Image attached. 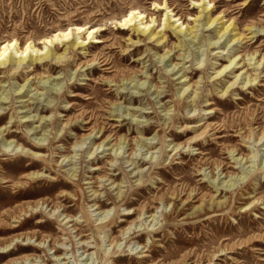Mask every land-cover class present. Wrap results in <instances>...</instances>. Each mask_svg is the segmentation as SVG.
Instances as JSON below:
<instances>
[{"label":"rangeland","instance_id":"1","mask_svg":"<svg viewBox=\"0 0 264 264\" xmlns=\"http://www.w3.org/2000/svg\"><path fill=\"white\" fill-rule=\"evenodd\" d=\"M154 1L0 0V45L16 38L19 47L28 42L42 47L46 37L73 29L70 47L61 41L51 46L58 54L68 47L62 61L46 59L18 70L0 68V100L6 97L0 102V127L13 131L0 141V264H185L191 255V260L205 258L206 264L221 243L251 244L253 236L264 234V229L260 231L263 204L245 211L264 195V143L243 142L233 131L236 126L248 128L257 118L260 124L254 126L264 127V85H260L264 76L258 85L221 95L219 90L233 77L212 78L216 71L211 64L222 49L207 43L217 39V27L196 28L197 37H187L166 61L161 56L181 39L172 30H164L169 36L165 44L141 37L132 45L130 39L137 38L131 27L117 23L138 7L146 15L156 13L154 30L162 29L165 10L154 9ZM243 1L216 0L213 14L225 10L226 19L236 20L237 31L252 22L264 28V0H248L246 5ZM172 2L179 4L187 18L198 11L193 1ZM84 24L103 28L96 35L105 42L88 40L85 47H74L72 42L86 36L85 31L78 34L75 26ZM244 41L229 47L226 60L217 61L227 63L230 57L256 50L264 54V31ZM105 53L109 71H103L98 60L91 62ZM180 53L188 57L179 59ZM184 77L189 81L181 82ZM189 84H195L194 90L200 93L194 105L191 98L182 97ZM210 109L216 111L207 115ZM205 121L225 123L219 134L223 137H206L175 154L176 144L199 134L205 125L189 130L185 126ZM40 138L45 139L42 145L36 144ZM11 140L36 155L3 152L2 145ZM104 140L103 147H98ZM118 146H123V156L113 155ZM231 146L241 150L235 158L241 153L252 156L256 150L258 155L238 164L227 152ZM64 155L73 156L74 163L61 164ZM69 169L78 175L75 181L68 177ZM29 172L42 176L24 179L21 187L2 181L12 175L17 176L16 182ZM232 173L244 179L228 188L236 180ZM217 187L222 190L215 191ZM193 188L199 195L188 201ZM93 190H97L94 200ZM38 204L41 208H32ZM54 208H58L55 214ZM66 214L77 218L78 231L69 226L73 222L61 221ZM151 214L157 216L153 222ZM141 220L147 222L140 225ZM129 225L136 231L122 233ZM80 241L93 248L84 252ZM249 244L234 247L211 263L264 264L257 259L264 258V253L251 252ZM7 245L12 248L3 249Z\"/></svg>","mask_w":264,"mask_h":264},{"label":"bare ground","instance_id":"2","mask_svg":"<svg viewBox=\"0 0 264 264\" xmlns=\"http://www.w3.org/2000/svg\"><path fill=\"white\" fill-rule=\"evenodd\" d=\"M190 1L194 2L193 7L198 8V11L196 12V14H194L190 18H187L185 13L181 10L179 4L173 3L172 0L154 1V4H155L154 9L165 10V13H163L164 17H165L163 19L164 22L162 21L163 22V24H162L163 28L162 29L160 28L157 31L154 30V23L156 20H158V16L156 15V13L146 15L145 14L146 10H141V8H138V7L131 9L127 14H125L118 21L117 24L120 25L121 28H130L131 27V30H133V35H135L137 38L135 40L132 38L130 39L129 42H131L132 45L139 43L141 41V37H147L148 39L157 41L159 43L162 42L165 44L168 41L169 36L167 35V32H165L164 30L165 29L172 30V32L174 34H176L179 38H181L180 43H176L173 46H171V48H169L167 50V52H165L164 55L161 56V61H166L167 59H171V56L168 58L169 54L175 48L181 49L184 46V44L188 41L186 39L187 37L192 35L193 38H196L197 37L196 28L201 27V29H204L205 28L204 25H207L208 30L212 29L214 27H217L218 29H216V36H215V37H217V39L215 41L209 40L207 43L209 47H216V48L222 49L221 51L220 50L217 51V53H220V55L218 56L216 53L215 54L216 60H215V62L213 61V63L211 64L213 66L212 68L215 69V71H216L215 75L212 78L221 80L222 77H224V76L225 77H233L232 80H228L227 82L225 81L223 88L221 90H219V92L222 93L221 95L227 96V95H229V93H231L236 88L237 89L239 88L241 90H244V89L246 90L247 88H250L251 86L258 85L259 82L262 81V80H260L261 77L264 76V54H261L260 51L256 50V51L251 52V53L245 52L244 54L236 55L234 57H230L227 60V63L220 62L217 60H222V59L226 60V56H228V53L230 52V50H229L230 48H233L234 45H238V43L245 42L244 41L245 39L249 38V40H252L253 38H255L257 36L258 33H261L262 31H264V28L263 27L257 28L258 25H256L255 22H252L246 26V29L244 28L248 32H245V30L237 31L238 27L236 26V20L234 18L226 19L228 17V14H226L225 10L220 11L216 15L213 14V12L216 8L215 7V1L216 0H209L208 2L206 0H190ZM247 2H248V0H244L242 2V5H246ZM146 18H148V19L145 20ZM137 22H139V23H137ZM158 25H161V23H159ZM75 30L77 31L78 34L85 31L86 36L84 38H82L81 40H79L81 38V36H80L77 38V41H75V43L72 42V45L74 47H76V46L85 47L87 45L88 40L89 41L93 40L92 42H105L104 40L99 39V37L96 35V33L100 30H103V28H99L98 26H88V24H84V25L75 26ZM72 31H73L72 28H67L66 30L58 31L55 35H51L49 37H46L45 41L43 42L42 47H37L35 44L29 43V42L24 44L23 46L19 47L18 46V40L16 38H13L12 40L3 42L0 45V68L5 67V66H12L13 69L15 68L18 70L20 68L27 67L26 65H28V67H29V65H31V64L38 63V62L40 63V61H43L46 59H52V60L54 59L55 61H58V62L62 61L66 56V52L68 50V47L64 49L63 53L58 54V52L56 51L57 48L51 47V46L54 45L57 41H61L60 43H62V42H64L65 44L68 43V46L70 47L69 43H70V39H71L70 35L72 34ZM224 37H226L225 40L223 42H221V40ZM191 39H192V37H191ZM192 41H194V40H192ZM183 42H184V44H182ZM189 43L190 42H188V44ZM49 44H50V46H49ZM127 46H130V44L127 43ZM177 57L179 59L180 58L186 59V57H188V56H185V54L180 53V54H178ZM95 60H98V62L100 63V66H102L101 68L103 71H109L108 69L111 68V66L109 65L110 64L109 55L107 53H105L104 55H102L99 58H93V60L91 62H94ZM89 63L90 62H87L84 65H87ZM178 64L179 63L174 64L173 69H175V67ZM218 65H220V66H218ZM197 68H198V66H197ZM199 69H201V68H199ZM187 77H184L185 79L183 78L181 80V82L186 83L187 81H189V80H187ZM142 85H143V83H142ZM260 85H264V84H260ZM195 86H196L195 84H189V85L185 86L183 91H182V97H183V95H185V97L187 96L188 98H191V105H194L195 103H197L199 98H200V93H198L194 90ZM24 87H25V84L21 86V88L19 89V92ZM190 88H191V90H190L191 92H188V90ZM158 93H159V95L161 94L160 92H158ZM5 101H6V97L4 96L0 100V102H5ZM205 105L209 106L212 104L207 103ZM213 111L215 112L216 110L210 109V110H207L206 113L208 115V114L212 113ZM121 116H122V114H121ZM257 119H259V118H257ZM257 119H255L254 123L251 126H249L248 128H245L244 126H242V127L236 126L235 130H233L236 132V134L234 136L239 137V140H241L243 142H249V143L254 144L255 146L262 145L264 143V127H261L260 125L254 126V124H260L257 121ZM87 122L88 121H86V123ZM203 125H205V126L199 134H196L195 136H193L191 139H189L188 141H186L184 143L181 142L179 144H176V146L174 148L175 154L180 152L181 151L180 148L185 147V145H186V147H189V148L191 146H195V145L197 146L200 142L202 143L206 137L208 138L209 136H212L211 139H214V140L220 139L223 137V135H219V134L221 133V131H223L226 128L225 123H216V122H209L208 123L207 121H205L202 124H198V125L196 124L194 126H190V125L188 126L187 125V126H185V129H187V130H189L191 128L195 129V128L201 127ZM93 132H94V130H92V132L88 135L89 136L88 138L92 137ZM12 134H13V131L8 126L0 127V141L3 140V137L12 136ZM44 140H45L44 138H40L36 142V144L42 145V144H44L43 143ZM40 141H41V143H40ZM105 141L106 140H104L102 143H99L98 147H103ZM144 141L146 142V140H144ZM261 141H262V143H261ZM13 142L14 141L11 140L8 142V144L2 145V149H3L2 151L7 153V154L19 153L21 156L22 155L25 156L27 153H32L33 155H36L33 152H29V150L25 147V145L19 144V143L17 145H13ZM78 143H80V146H82L81 145L82 142H78ZM149 144H151V142H149ZM33 146L38 147L36 145H33ZM245 147H247V146H245ZM122 148H123V146H118V148L116 150L113 149V155H117L118 157L123 156V154H121ZM198 149H200V148H198ZM227 152H228L229 156H231V159H233V162L238 163V164L243 162V160H246L245 162L251 161V157L253 158V157H256V155H258V151L256 150L257 153L252 155V156L245 155V154L241 153V155H239L238 157L235 158V156H237L239 154V152H241V150H239L237 146H231L230 148L227 149ZM93 153L94 152H92V154ZM198 153L204 154V152H202L200 150ZM72 159H73V156L64 155V158L62 159L61 164L64 163L63 164L64 166H66L70 163L73 164L74 161H72ZM133 164H134V166L137 167V165L134 162H131V165H133ZM113 165H114V162H113ZM225 165H228V164H225ZM26 167L27 166H25L24 168H26ZM218 167H220V166H218ZM230 167L235 168L233 166H230ZM201 169L206 170L207 167L202 166ZM221 169H222V167H221ZM260 169H263V167ZM257 170H258V168H257ZM70 171H72V170L69 169V172ZM210 172H211L212 176L214 177L213 180H217L218 178H217V176L215 177L214 172L212 170H210ZM16 173L17 172H15L13 174H16ZM139 173H140V171H137L136 174L139 175ZM16 175H18V174H16ZM233 175L236 176V173H232L230 176H233ZM41 176H42V174L40 172H29V173H25L24 175L20 176L19 177L20 180H17L16 182H14V180L17 178V176H12V175L7 176V177H3L2 181H3V183H6V184L12 183L14 187H21L24 185V181H25L24 179L33 180V179H38ZM76 176H78L76 174V172L72 171L68 177L71 180L75 181ZM206 176H208V174H206ZM237 177L238 176H236V180H233V182L235 181V183H233V184L231 183V184L227 185L228 188L234 187L235 185L241 183L244 179L242 177H239V178H237ZM105 178L106 177H104L103 179H105ZM110 179H111L110 177L106 178V180H110ZM224 182H226V181H224ZM219 183H220V181H219ZM63 185L67 186L66 183H63ZM112 187H114V185ZM116 188H118V186H116ZM219 190H222V188L217 187L215 189V191H219ZM96 194H97V190H93V193H92V195H94L93 200L96 199ZM198 195H199V193L196 191V188H193L190 191L187 199H188V201H192V200H194V198H197ZM120 196H121V193L119 194V197ZM196 201H199V199H197ZM261 204H263V206H264V195L256 198L254 201H252L250 203V207L246 208L245 211L259 209ZM93 205H96V208H101V206H99L96 202ZM38 207L41 208L40 204H38L32 208L37 209ZM51 208H53V207H51ZM57 209L58 208H54L53 214L56 213ZM262 209H264V207H262ZM150 216L152 217V222L155 220V218H157V216L154 214H151ZM15 218H17V217L15 216L14 219ZM63 220H65V222L67 224L73 222L69 226L73 227L75 229V231L79 230V228L77 227V223H78L77 218H74V217L66 214L62 218L61 221H63ZM146 222L147 221L141 220V223H139V224L140 225L145 224ZM131 225H133V224L131 223ZM131 225H129L122 233H124V234L129 233L130 234L132 229H133V233H134L137 228L132 227ZM263 229H264V226L262 225L260 231H262ZM138 231H140V230H138ZM246 232H248V230L242 231V233H246ZM82 236L83 235H80L79 239H81ZM253 237L254 238H252V240L254 242H252L251 244H249L250 242H248V241L234 243L232 245H228L226 243L225 244L221 243L217 247V249L213 252V254L211 255L210 260H207L206 264H214L211 262L217 256H220V255H223L226 253H230L234 247L239 249L240 247H242L246 244L250 245L249 250L251 252L257 253V254L264 253L263 252L264 248H262V247H264L263 245L253 244L256 242L264 243V234H261V235L257 234L256 236H253ZM27 239H29V238H27ZM60 239H63V238H60ZM225 240L226 239H224V241ZM79 243L81 244V247L85 248L84 252L87 251L89 248H93L92 246H90L88 244L89 242L80 241ZM39 244H41V243L39 242ZM11 245H7L6 247H3V249L7 248V250L8 249L10 250L12 248V247H10ZM2 251H5V250H2ZM89 256H90V253L87 254V257L85 259L89 260ZM192 258H193V255H191L188 258V260L185 262V264H203L206 260L205 258H203L201 256H198L195 260H191ZM228 258L230 260H232L233 262H237V259L233 256H229ZM90 259H92V257H90ZM257 259L259 261H264V258L260 257V256ZM26 260H28V258H26Z\"/></svg>","mask_w":264,"mask_h":264}]
</instances>
